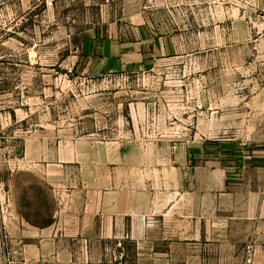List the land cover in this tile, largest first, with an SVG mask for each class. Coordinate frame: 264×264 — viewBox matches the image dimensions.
<instances>
[{
  "label": "rangeland",
  "instance_id": "rangeland-1",
  "mask_svg": "<svg viewBox=\"0 0 264 264\" xmlns=\"http://www.w3.org/2000/svg\"><path fill=\"white\" fill-rule=\"evenodd\" d=\"M142 16L170 53L89 72L82 41ZM80 139L92 148L58 166L60 144ZM248 149L264 156V0H0V264H171L162 234L149 240L156 254L138 255L125 230L98 226L60 235L73 262L69 251L58 259L51 225L63 192L108 154L132 177L149 176L161 212L185 210L203 167Z\"/></svg>",
  "mask_w": 264,
  "mask_h": 264
},
{
  "label": "crops",
  "instance_id": "crops-1",
  "mask_svg": "<svg viewBox=\"0 0 264 264\" xmlns=\"http://www.w3.org/2000/svg\"><path fill=\"white\" fill-rule=\"evenodd\" d=\"M80 50L89 72L106 75L144 67L170 53L171 43L142 16L136 26L98 28L82 41ZM92 146L86 139L63 141L57 149L58 166L80 161L81 149ZM29 150L27 145L25 157ZM107 156L103 155L104 161L98 165H89L88 170L98 173L89 175L90 179L83 177L63 192L61 212L51 225L58 259L61 251H69L65 257L73 262L74 250L60 246V235H85L98 226L104 235L125 230L137 241L138 255L144 250L156 254L149 240L162 234L164 241L168 239L163 258L171 264H244L248 244L254 246L253 264H264V156L248 149L238 151L228 165L213 161L203 167L201 184L196 174L194 194L185 199L188 209L171 212H161L149 176L144 179L135 172L132 177L134 169L125 171L123 164H114ZM60 172L64 170L51 175ZM136 181L145 186L138 187ZM62 182L66 183L62 180L53 185L60 189L65 186Z\"/></svg>",
  "mask_w": 264,
  "mask_h": 264
},
{
  "label": "built area",
  "instance_id": "built-area-1",
  "mask_svg": "<svg viewBox=\"0 0 264 264\" xmlns=\"http://www.w3.org/2000/svg\"><path fill=\"white\" fill-rule=\"evenodd\" d=\"M253 254H254V246L252 244H248L244 264H253Z\"/></svg>",
  "mask_w": 264,
  "mask_h": 264
}]
</instances>
